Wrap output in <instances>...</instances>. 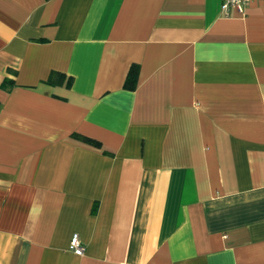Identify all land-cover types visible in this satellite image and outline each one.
<instances>
[{"label": "crops", "instance_id": "obj_1", "mask_svg": "<svg viewBox=\"0 0 264 264\" xmlns=\"http://www.w3.org/2000/svg\"><path fill=\"white\" fill-rule=\"evenodd\" d=\"M221 3L0 0V264H264V2Z\"/></svg>", "mask_w": 264, "mask_h": 264}, {"label": "built area", "instance_id": "obj_2", "mask_svg": "<svg viewBox=\"0 0 264 264\" xmlns=\"http://www.w3.org/2000/svg\"><path fill=\"white\" fill-rule=\"evenodd\" d=\"M251 0H222L221 9L226 12L230 7H235L239 12H244V6ZM264 2V0H261ZM69 249L77 254L82 255L85 251V246L77 233H73L69 240Z\"/></svg>", "mask_w": 264, "mask_h": 264}, {"label": "trees", "instance_id": "obj_3", "mask_svg": "<svg viewBox=\"0 0 264 264\" xmlns=\"http://www.w3.org/2000/svg\"><path fill=\"white\" fill-rule=\"evenodd\" d=\"M134 69L132 68L129 73H128V76L126 78V81H125V86L126 87H129V88H132L133 87V83H134V80H133V77H134ZM63 80V75L60 74V73H57V72H52L50 73L48 79H47V82L50 83V84H55V83H60L62 82ZM74 136H76L77 138H80L84 141H87V142H90V143H93L95 145H98V142L91 139V138H87V137H84V136H81V135H78V134H74Z\"/></svg>", "mask_w": 264, "mask_h": 264}]
</instances>
